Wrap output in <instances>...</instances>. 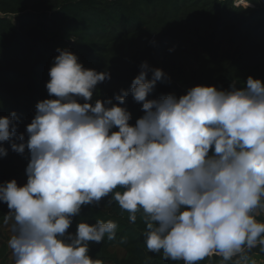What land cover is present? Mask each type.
Instances as JSON below:
<instances>
[{"label": "clouds", "instance_id": "1", "mask_svg": "<svg viewBox=\"0 0 264 264\" xmlns=\"http://www.w3.org/2000/svg\"><path fill=\"white\" fill-rule=\"evenodd\" d=\"M250 7L252 0H232L233 9ZM56 51L46 84L55 98L36 104L27 140L17 135L16 112L0 117V157L8 154L4 142L30 157L26 184H0L15 264H104L89 255V242L114 240V221L67 230L82 206L109 196L107 206L116 202L130 223L141 213L146 248L162 259L258 264L252 250L264 252V221L257 219L264 213V82L249 76L243 88L197 85L179 98L149 99L157 81L170 77L145 61L130 88L114 95L119 104H93L110 73ZM129 93L144 112L134 126L119 106Z\"/></svg>", "mask_w": 264, "mask_h": 264}, {"label": "trees", "instance_id": "2", "mask_svg": "<svg viewBox=\"0 0 264 264\" xmlns=\"http://www.w3.org/2000/svg\"><path fill=\"white\" fill-rule=\"evenodd\" d=\"M57 48L77 55L86 69L110 73V79L96 86L93 104L97 99L119 104L114 95L130 88L145 61L170 77L157 81L149 99L170 93L179 98L197 85L228 90L235 83L243 88L249 76L264 82V0H252L247 10L233 9L232 0H0V117L16 112L17 135L23 133L25 140L36 104L55 98L46 84ZM119 106L131 113L130 125L144 115L142 102L131 93ZM3 146L8 154L0 157V184L15 179L23 186L28 150L19 154L11 150L10 142ZM109 199L102 198L98 206H82L67 230L74 234L82 221L117 224L114 240L89 242L93 259L144 264L151 256L150 264H183L149 253L141 213L130 223L129 213L116 202L107 206ZM8 212L7 204L0 202V264H15L8 247L10 231L3 226ZM257 219L264 221V213ZM252 251L264 257L259 248ZM219 262L214 256L199 264Z\"/></svg>", "mask_w": 264, "mask_h": 264}, {"label": "rangeland", "instance_id": "3", "mask_svg": "<svg viewBox=\"0 0 264 264\" xmlns=\"http://www.w3.org/2000/svg\"><path fill=\"white\" fill-rule=\"evenodd\" d=\"M11 233H9V237H10ZM255 258L258 261V264H264V257H259L258 255H255Z\"/></svg>", "mask_w": 264, "mask_h": 264}]
</instances>
